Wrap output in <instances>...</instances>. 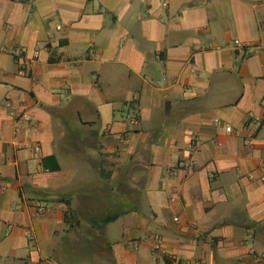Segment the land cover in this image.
I'll return each mask as SVG.
<instances>
[{"label": "crops", "instance_id": "crops-1", "mask_svg": "<svg viewBox=\"0 0 264 264\" xmlns=\"http://www.w3.org/2000/svg\"><path fill=\"white\" fill-rule=\"evenodd\" d=\"M0 264H264V0H0Z\"/></svg>", "mask_w": 264, "mask_h": 264}, {"label": "built area", "instance_id": "built-area-1", "mask_svg": "<svg viewBox=\"0 0 264 264\" xmlns=\"http://www.w3.org/2000/svg\"><path fill=\"white\" fill-rule=\"evenodd\" d=\"M233 45L239 52V54L244 55L247 53H250L254 50V46L246 43L240 39H234L233 40ZM11 52L14 55H19L21 53V49L18 47H13L11 49ZM18 123L16 126L15 134H14V139H15V145L17 149H28L29 153L28 156L29 158H35L38 155V152L40 151V146L38 143L33 142L30 138V124L32 123V118L29 114L27 113H20L18 115ZM126 120L129 124L131 125H138L140 120L139 117L136 113L130 111H127L126 113ZM226 130L230 131L232 130L230 125H226ZM189 166H197L198 161L194 160L188 163ZM210 177H213L214 173L210 172L209 173ZM175 198L172 197V200ZM46 210L45 206L43 204H38L36 206V211L39 213H42ZM159 238L156 237L155 243H154V249L156 251L159 250Z\"/></svg>", "mask_w": 264, "mask_h": 264}, {"label": "trees", "instance_id": "trees-1", "mask_svg": "<svg viewBox=\"0 0 264 264\" xmlns=\"http://www.w3.org/2000/svg\"><path fill=\"white\" fill-rule=\"evenodd\" d=\"M118 216H119V213L107 214L100 218H94V223L98 224V226L100 227L108 222L115 220ZM72 218L73 216H72V213L69 211V209L64 212V222L67 224L69 229L74 227V224L71 222Z\"/></svg>", "mask_w": 264, "mask_h": 264}]
</instances>
